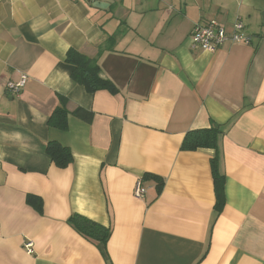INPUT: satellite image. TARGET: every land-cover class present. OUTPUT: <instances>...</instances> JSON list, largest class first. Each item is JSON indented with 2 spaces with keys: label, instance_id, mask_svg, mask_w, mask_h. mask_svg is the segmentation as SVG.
Wrapping results in <instances>:
<instances>
[{
  "label": "crops",
  "instance_id": "1",
  "mask_svg": "<svg viewBox=\"0 0 264 264\" xmlns=\"http://www.w3.org/2000/svg\"><path fill=\"white\" fill-rule=\"evenodd\" d=\"M212 19L229 33L239 20L250 42L193 48V26ZM69 49L97 57L118 93L74 82ZM61 98L65 131L47 125ZM212 125L221 205L215 150H181ZM51 141L70 150L66 168ZM71 214L111 229L104 249ZM0 264H264V0H0Z\"/></svg>",
  "mask_w": 264,
  "mask_h": 264
},
{
  "label": "trees",
  "instance_id": "2",
  "mask_svg": "<svg viewBox=\"0 0 264 264\" xmlns=\"http://www.w3.org/2000/svg\"><path fill=\"white\" fill-rule=\"evenodd\" d=\"M64 62L73 68L70 76L71 79L82 86L87 93L94 94L101 90L108 91L112 95L118 93L113 83L100 76L97 57L89 58L74 49H69ZM64 100V98H61V105L54 109L47 121L49 127L60 131L67 129L68 112L65 108ZM72 114L86 123H90L93 117L91 112L79 107ZM220 133L221 130L218 125H212L207 129L191 130L185 134L181 144L182 151H195L197 149L215 150L216 156L211 162V167L216 205H221L224 201V176L219 168ZM45 153L58 168H66L72 162L70 150L57 142H48L45 146ZM148 177L147 174L143 176L144 179ZM152 178L158 179L156 176H152ZM27 203L39 211L40 201L36 197L28 196ZM67 223L81 237L102 249L105 248L111 235L109 227H105L78 214H71L67 219Z\"/></svg>",
  "mask_w": 264,
  "mask_h": 264
},
{
  "label": "built area",
  "instance_id": "3",
  "mask_svg": "<svg viewBox=\"0 0 264 264\" xmlns=\"http://www.w3.org/2000/svg\"><path fill=\"white\" fill-rule=\"evenodd\" d=\"M243 28V24L239 20L234 23L231 33L226 31L223 24L214 19L205 23H196L191 31L190 43L193 48L208 53L216 52L225 44H248L250 38L241 33ZM25 81L26 76H21L16 83L8 82L6 84V89L11 94L16 95L24 87ZM144 193L145 188L141 180H138L134 186L133 197L139 200L143 198ZM23 247L28 255L33 254L32 241L25 242Z\"/></svg>",
  "mask_w": 264,
  "mask_h": 264
},
{
  "label": "water",
  "instance_id": "4",
  "mask_svg": "<svg viewBox=\"0 0 264 264\" xmlns=\"http://www.w3.org/2000/svg\"><path fill=\"white\" fill-rule=\"evenodd\" d=\"M90 0H87V2H89ZM95 7H99V8H105L106 4H102V3H95L93 4Z\"/></svg>",
  "mask_w": 264,
  "mask_h": 264
}]
</instances>
